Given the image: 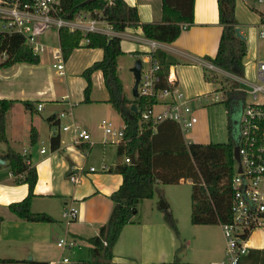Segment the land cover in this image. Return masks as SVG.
Here are the masks:
<instances>
[{
  "label": "crops",
  "instance_id": "obj_1",
  "mask_svg": "<svg viewBox=\"0 0 264 264\" xmlns=\"http://www.w3.org/2000/svg\"><path fill=\"white\" fill-rule=\"evenodd\" d=\"M125 2L136 7L139 24L162 21V0ZM259 9L263 10V6ZM238 11L246 19L244 23L240 20L237 24L246 44L244 67L252 65L256 75L257 62L263 60L259 57L258 49L259 39L264 37L259 34L263 28L261 17L256 11L248 9L242 0L235 1V14L241 19ZM180 28V34L171 43L149 40L142 36L140 28L127 27L117 33L123 51L117 60V68L126 96V81L120 72V67L126 64L120 63V57L135 60L131 67L128 65L132 92V68L137 60L141 61V56L155 48L173 58L168 76L174 80L179 92H186L187 97L196 92L194 94L197 95L188 98L192 102L208 95L203 91L205 85L212 86L210 88L214 85L205 80L204 73L205 69L212 71L214 66L204 57L215 55L222 30L218 22L217 0H194L193 22L189 25L182 22ZM54 35L56 44L48 40ZM38 39L43 44L59 45L57 28L47 26ZM85 44L83 40L81 46L73 49L64 60L63 75L58 74L53 59L49 63L42 55L35 64L18 62L0 68V99L13 100L5 115L6 142H0V264H90L92 261L81 250L75 253L77 257L74 260L63 261V258H67L64 256L67 249L62 250L57 242L63 237L74 239L76 245L70 249H80L83 244L90 252L89 238L106 223L113 206L110 194L122 181V176L114 168L124 164L126 154L119 155V144L114 143L111 136L101 129L100 122L105 118H101L98 124L103 132L101 137L95 127L85 122L87 112L95 107H104L101 116H119L108 101L109 95L100 70H94L91 74L90 101H83L86 81L82 72L103 56L101 48H90ZM60 78L64 80L60 82L63 86L58 84ZM214 90L215 87L209 93ZM128 98H133V95ZM24 101H28L29 105ZM80 124L87 127L83 129L89 132L92 143L74 142L73 129L82 128ZM112 124L122 125L121 118L118 124ZM54 136L59 137V146L55 149L51 147ZM182 136L184 139V134ZM191 142L206 143L200 140ZM85 147L88 148L86 152ZM7 148L25 156L30 166L36 169L37 181L30 208L34 213L48 215L51 221H26L9 210L10 203L20 201L27 195L28 187L26 183L13 182V174L2 159ZM102 165L107 170H101ZM90 167L96 170L90 171ZM70 175L76 176L77 181H71ZM185 183L191 185L190 181L180 179L177 183L161 185L160 188L176 221L177 232L174 233L166 222L164 212L157 208L154 196L141 199L136 204V213L122 227L113 246V264H174L175 256V264H219L224 256V238L219 224H192L191 192L188 194L182 188L167 189L168 185L180 187ZM70 207L75 208L77 213L72 221L67 222L63 212ZM257 235L258 231L251 238L256 244L253 249H262L264 243L257 246ZM247 255L238 264H249L245 258Z\"/></svg>",
  "mask_w": 264,
  "mask_h": 264
},
{
  "label": "trees",
  "instance_id": "obj_2",
  "mask_svg": "<svg viewBox=\"0 0 264 264\" xmlns=\"http://www.w3.org/2000/svg\"><path fill=\"white\" fill-rule=\"evenodd\" d=\"M25 1L31 0H20ZM235 1L217 0L218 22L222 30L215 55L205 56L204 59L227 73L242 77L246 44L237 29ZM193 2L194 0H162L163 14L159 23L139 24L136 7L127 4L125 0H114L111 4H107L105 0H61L58 15L63 19H73L79 13L95 16V11H101V16L111 24L114 31H124L127 27L140 28L142 36L149 40L171 43L180 34V23L189 25L193 22ZM259 6H263V10H260ZM254 11L260 15L261 21H264V2ZM84 38L88 41L86 47L101 48L103 56L82 72L86 81L83 101H90L91 74L94 70H100L109 95L108 101L125 126L124 138L127 142L118 145V154L134 155L133 162L118 164L114 168V171L122 176V181L110 194L113 206L106 223L100 226L96 235L89 238L92 255L90 264H113L112 249L122 227L130 222L136 213L137 202L152 198L155 192L158 194L157 208L164 212L166 222L176 233V221L169 211L168 202L161 195L160 188L161 185L177 183L180 179L191 182L192 224L228 223L231 220V179L235 164L230 123L227 124L226 142L199 143L185 142L180 130L172 121H141L142 113L154 105V99L144 96L130 99L125 95L117 68L118 57L123 54L121 39L118 36L109 37L96 32H71L61 27L58 29V39L64 59L73 49L81 46L80 41ZM152 56L160 65L158 86L164 88L167 86L169 66L174 60L159 48L152 52ZM18 62L35 64L39 62V56L33 54L23 35L0 31V68ZM209 73L210 71L205 69V80L219 84L220 80ZM214 91L222 92V102L226 106L227 114L234 102L245 100L247 95L238 85L218 86ZM12 103L13 100L0 99V142H6L5 115ZM24 104L29 105V102L24 101ZM58 146L59 137H52L51 147L55 149ZM2 159L13 174V182L26 183L28 187L27 195L20 201L10 203L9 210L26 221H51L48 215L34 213L30 208L37 181L36 169L26 162L25 156L11 148L6 149ZM245 258L249 260V264H264V248L251 250ZM1 262L15 263L11 260Z\"/></svg>",
  "mask_w": 264,
  "mask_h": 264
},
{
  "label": "built area",
  "instance_id": "obj_3",
  "mask_svg": "<svg viewBox=\"0 0 264 264\" xmlns=\"http://www.w3.org/2000/svg\"><path fill=\"white\" fill-rule=\"evenodd\" d=\"M114 0H105L111 4ZM246 6L254 10L264 0H242ZM61 0H31L20 2V0H0V31L6 33H19L25 38V42L30 46L33 54L40 56L46 50L51 52L54 60L53 66L59 75H63L64 57L60 45L51 46L43 44L38 37L49 25L55 26L57 30L61 27L69 31L79 30L83 33L96 32L106 36H118L117 31L112 29L102 16L101 11H95V16L84 13L77 14L73 19H63L59 17ZM263 28L259 31L264 35ZM119 37V36H118ZM85 41L84 38L80 41ZM156 49V48H155ZM154 49V50H155ZM147 52L141 56L139 80L137 83V96L151 97L154 105L142 113L141 121L151 120L158 123L169 120L176 123L182 132L197 122V116L193 112L190 99L185 98L181 92L175 88L174 80L167 76V86L159 87L160 77L158 70L159 62L152 56V52ZM217 68V67H216ZM212 70H216L215 66ZM227 73V72H225ZM238 83L245 87L240 90L253 98L258 92L264 93V60H258L255 82H248L241 76L227 73ZM207 99V95L198 98L197 103ZM161 105L162 108L156 110L155 107ZM238 109L237 120L234 121L235 127L232 129L234 146L238 147L239 160L234 159V174L231 179V220L228 223H220L224 238V256L219 264H238L241 258L253 249L252 235L262 229L264 231V103L247 102L240 100L235 103ZM62 115V114H61ZM100 127L104 134L111 136L112 141L117 144H126L124 138L125 126H114L111 122L102 119ZM67 127H64L66 129ZM74 142L92 143L89 132L86 129L75 127ZM88 148H84L86 152ZM26 162L28 160L26 159ZM132 162L131 155H125L124 163ZM240 168V169H239ZM90 171H95V167H90ZM101 170H107L105 165ZM69 179L77 181L76 176L70 175ZM76 209L70 207L65 209L63 216L67 222L72 221L76 216ZM57 245L62 249H70L76 245L74 239L60 238ZM67 261V258H63Z\"/></svg>",
  "mask_w": 264,
  "mask_h": 264
},
{
  "label": "rangeland",
  "instance_id": "obj_4",
  "mask_svg": "<svg viewBox=\"0 0 264 264\" xmlns=\"http://www.w3.org/2000/svg\"><path fill=\"white\" fill-rule=\"evenodd\" d=\"M238 1H240V0H238ZM246 7L248 9H250L248 6H246ZM259 8H261V6H259ZM250 10H252V9H250ZM238 15L241 17V19L235 14L237 24L240 22V20L242 21V23H244L246 21V19L240 13V11H238ZM245 30L247 31V27L245 28ZM47 39H46V41L50 40L51 43L56 44L55 35L51 36L50 39H48V40ZM51 46H56V45H51ZM258 49H259V57L264 60V37H260ZM41 55L49 63L53 59L51 52L49 50H46ZM134 61L135 60L128 58V57H125V56L120 57V63H123L124 65L126 64L125 66L122 65V67H120L121 68L120 72H121V75L124 76V79L126 81L127 95L130 97H131L132 92H131V87H130L131 82H130V73L128 72V65H130V67H131L133 65ZM53 63H54V60H53ZM209 75H214V76H216V78L218 80H220L219 84H212V85H214V87H218V86L224 87V86H234V85H238V88L241 86L245 87L242 83H240V84L238 83V81L236 80L237 78L234 79L233 77H231L230 75H228L225 72L210 71ZM63 78L58 79V80H60V81H58V84H60V86H63V85H61L63 83H60L61 80H63ZM242 78L248 82H252V83L255 82L256 84H259V81L256 79V77L254 75V69H253L252 65H250V64H248V66L244 67ZM210 87H212V86L205 85L204 90H203V91H206L208 94L206 100H203L201 103L191 101L193 112L197 116V122L194 123V125L191 126L188 129V131L184 132L185 141L191 142V141L200 140V141L206 142V143L207 142H214V143L215 142L216 143L226 142L228 139V129H227L228 122L230 123L232 128L235 127L234 121L237 120L236 118L238 115V109L236 108L234 110L233 108H231L229 113L227 114L226 106L222 102V99H223L222 92L221 91H214L213 93H209L211 91V89L213 91V88H214V87L213 88H210ZM91 92L92 91H90V94H92ZM194 93H196V92H193L191 97H187L188 94H186V92H184L182 94L184 97L192 98L193 96L197 95ZM90 94H89V98H90ZM198 95H199V93H198ZM246 100H247V102H251V103L252 102L264 103V93L258 92L257 96L255 98H253L251 95L247 94ZM161 108H162L161 105H158L155 107L156 110H159ZM102 109H104V107H95V108L91 109V111L87 112L86 120H85V122L88 126L95 127L96 132H97V134H100L99 135L100 137L103 133L102 130L100 128H98V124H99L101 118H105L106 120L111 121L114 124H118L119 118H120L119 116H115V115H114V118L113 117H107V116H101V110ZM80 125L82 126V128L87 129V127L84 124H80ZM108 140H110V139H108ZM107 142L113 143L111 141H107ZM168 186H167V189L170 188V189L174 190V188H182L183 190L188 192V194L191 192V185L189 183H185L184 185H180V187H177V186L168 187ZM154 198H155V200H158L157 192H155ZM156 203H157V201H156ZM169 209H170V207H169ZM263 233H264V231L262 229L258 230L257 246L263 245V243H264ZM252 243H253V248H254L256 246V244L254 245V242H252ZM78 250L83 251L85 253V255L87 256V259L92 258V255L89 252L88 248L86 246H83V244L81 245L80 249L75 248V249L65 250L64 256H66L67 259L72 261L77 257V255H75V253L78 252Z\"/></svg>",
  "mask_w": 264,
  "mask_h": 264
},
{
  "label": "water",
  "instance_id": "obj_5",
  "mask_svg": "<svg viewBox=\"0 0 264 264\" xmlns=\"http://www.w3.org/2000/svg\"><path fill=\"white\" fill-rule=\"evenodd\" d=\"M133 76H134V84L132 87V95L133 97H137V83L139 80V72H140V60H137L134 67L132 68ZM135 111V109H133ZM132 156V162L134 161V155ZM233 157L236 160H239V155H238V147L234 146L233 148ZM240 169V168H239Z\"/></svg>",
  "mask_w": 264,
  "mask_h": 264
},
{
  "label": "flooded vegetation",
  "instance_id": "obj_6",
  "mask_svg": "<svg viewBox=\"0 0 264 264\" xmlns=\"http://www.w3.org/2000/svg\"><path fill=\"white\" fill-rule=\"evenodd\" d=\"M232 108L235 110L236 108H235V102L232 104Z\"/></svg>",
  "mask_w": 264,
  "mask_h": 264
}]
</instances>
